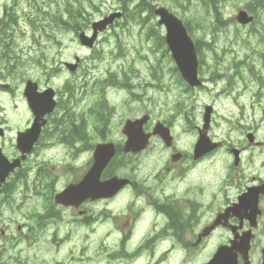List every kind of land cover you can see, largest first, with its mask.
<instances>
[{
    "label": "rangeland",
    "instance_id": "1",
    "mask_svg": "<svg viewBox=\"0 0 264 264\" xmlns=\"http://www.w3.org/2000/svg\"><path fill=\"white\" fill-rule=\"evenodd\" d=\"M162 5L184 19L194 40L199 41L198 76L204 84L200 89H190L171 60L162 40L163 28L154 16V10ZM239 8L257 16L250 27L231 22ZM119 9L123 18L98 36L95 50L79 45L80 31L89 34L92 22ZM23 10L31 16H23L18 22L24 38L18 43L22 56L16 71L22 79L10 75L6 83L12 80L19 85L31 79L48 86L45 82L50 78L52 86L59 88L71 81L74 91L67 104L71 112L64 117L56 113L50 118L36 152L0 197V264H204L227 236L225 231L191 254L170 239L146 242L145 250L142 237L153 225L160 227L163 223L149 208L133 238L122 240L134 229L119 219L127 212L129 218L136 215L132 205L136 194L131 189L109 203H86V217L70 208L51 207L49 196L81 177L90 162L89 150L101 142L89 127L87 142L72 151L59 143L64 137L54 123L61 119L68 128L71 123L66 117L72 115L74 119L75 115L80 119L83 110H91L96 101H102V115H117L111 120L114 131L109 138L119 140L121 121L139 118L146 112L150 117L146 128H153L157 122L169 127L176 149L191 158L204 107L211 105L208 136L221 141L223 148L245 146L240 165L233 167V157L228 152L216 160L208 158L188 171L187 161L181 173L187 183L178 186L177 196H193L206 204L211 192H216L217 199L211 206L216 208L246 186L264 184V0H33L31 5L24 0ZM50 16H56L54 21ZM58 16L70 19V30L58 28ZM75 16L78 18L71 19ZM75 57L80 58L79 68L69 73L61 62L73 63ZM1 71L4 75L5 67ZM82 83L86 84L83 93L79 89ZM119 84L128 88L122 91ZM16 106L14 111L0 92V121L9 126L7 139L0 141V146L10 155L13 149L8 138L14 140L32 122L26 102L20 100ZM247 133L262 145L247 146ZM168 154L154 139L146 152L129 156L123 164L118 161L110 171L118 176H133L142 183L163 169ZM227 178L233 182L231 187H223L227 190L223 196L218 190ZM190 184L194 187L186 195L184 189ZM136 204L143 205V197ZM262 204L264 207V197ZM44 212L49 217L41 219L39 214ZM204 213L200 212L199 217ZM211 216L208 210L205 219ZM203 224L201 220L200 226ZM259 232H264V218ZM170 248V254L162 255Z\"/></svg>",
    "mask_w": 264,
    "mask_h": 264
},
{
    "label": "flooded vegetation",
    "instance_id": "2",
    "mask_svg": "<svg viewBox=\"0 0 264 264\" xmlns=\"http://www.w3.org/2000/svg\"><path fill=\"white\" fill-rule=\"evenodd\" d=\"M25 2L31 5L33 0H25ZM23 3L24 0H0V92L1 97L4 100L12 103V109H14V111L17 108L16 102L20 103V100H24L23 92L26 86V82L28 80H31L26 79L19 83V85L15 84L12 80H10L9 84L6 83V81L9 80L7 77H9L10 75H14L19 80L22 79L21 74L17 73L16 71V63L22 56V48L19 47L18 43L24 38V32L20 29L18 22L20 19L23 18V16H25V18H27V16H31L30 12H25L23 10ZM165 7L168 8V6ZM242 9L247 11L246 8ZM55 17L56 16H50V21H54ZM57 18L61 21V25L58 26V28L63 27L67 30H70V19L68 17L62 18L61 16H58ZM122 18L123 15L120 16L119 19L114 20L111 26H113ZM230 20L231 22L235 23L234 16L231 17ZM244 27H250V25ZM31 33L32 38L34 39L36 37L35 31ZM63 63L64 62H61L62 66ZM3 67H5L6 69V71H4V75L1 74V69ZM32 81L37 84L38 91L43 90L45 87H50L55 91L58 106L56 105L57 109L55 107L54 111L47 117L48 123L50 118L56 113L61 114L64 117L66 114L71 112L70 108L67 106L70 96L74 91V89L70 86L71 81L64 82L61 88L57 86H52L53 84L50 78L47 79V81L45 82V84L48 86H43V84H40V82L37 80ZM119 86L120 90L122 91L128 88L125 86V84H119ZM79 89L82 91V93L85 92L86 84L82 83ZM96 98L97 95H95L94 99ZM92 107L93 109L91 110H83L81 114L83 116L80 119H77V117L74 115V121H79L83 125V129L88 130V128L90 127L92 132L98 134L99 140L101 141L99 142L100 145H111L114 148L115 157L111 162V167L115 166L120 160V164H123L122 161L126 162L127 158H131L129 156H134L146 152V149L149 148L150 143H152L154 139H157L159 144L169 152L168 162L163 167V169L152 176H148L142 183L136 181V178L133 176L125 177L127 178L126 180L129 181V184L126 185V188L131 189L132 192L136 194V197L132 204L133 207L136 209V215H131L129 218V213L127 212L119 218L120 222L124 221L127 226H134L132 232H129L127 236L122 237V240L124 242H127L133 238V233L135 229H137L138 223L150 212L149 208H151L152 212L155 213L156 217L159 216L162 219L163 223L160 227L153 225L150 230H147L146 235L142 237L141 242L144 245L145 250L146 242L156 243L170 239L181 244L187 254H191L193 252L195 253L199 250L200 247H202L205 243L212 239L213 236H219L221 233L219 230H224L225 232H227V236L223 238V241L219 244H228L231 241V234L229 230L221 226L218 228L216 227L220 219L222 222H224L226 218L228 223L234 226V241L236 243L240 241L241 235L249 230V225L251 224L250 217L247 218L248 211L247 209H245L240 216H235L233 215L232 211L226 212V209L235 206L238 203L239 198L243 196L244 191L248 187L256 186V184L246 186L244 190L234 193L233 198L231 200H228L224 206L216 208L211 207L213 202L217 199L216 192H211L210 202L203 204L201 202H198L197 198L193 196L185 198L182 196L181 198H179L176 194V189L180 184H183L184 182L187 183L186 178L181 175V173L185 171L182 169L185 162L189 161L190 163V165H186L188 167V171L191 168L196 167L198 163L203 162L208 158L212 157V159H218L223 152H228L230 155H232L233 149L239 150L240 156L244 153L245 146H241L240 148H238L237 146L223 148V144L221 141H217L215 138H210L212 141L220 143V145L214 148L208 155L204 156L200 160L193 161L192 157L189 158L187 154L176 149L175 138L174 136H172L171 132L172 142L168 143L167 146L162 136L159 133H155L154 136L150 137L149 144L147 147L145 146L143 151L138 153H125L124 145L128 142V137L126 134H124V129L127 125H129V123L141 121V130L139 131H141L145 136L146 134L155 131V128H146V112L141 117L136 119H123L119 125L121 139L116 140L113 138H109V135L112 134L114 131L113 126L111 124V120L114 121L117 115H114V117L105 116L104 114L102 115L101 109L102 107H104V103L102 101H96L92 105ZM54 125L55 128L58 129H62L64 127L63 124H59L56 122L54 123ZM0 126L3 128L4 131H7V129L9 128V126L2 121H0ZM45 128L43 129L41 136L43 135ZM76 131L77 128L72 126L69 127L66 132L70 133ZM64 132L65 131H62L60 133L63 134ZM13 142V139H8L9 146H12ZM256 142L258 141L255 138L253 143H249L247 141V146L251 148H259L260 146L255 145ZM176 154L180 155V158L174 157V159L172 160V156ZM239 165L240 159L238 165L233 167L237 168L239 167ZM220 175L221 172H219V177ZM252 180L254 181L255 179L253 178ZM231 182H233V180H230L229 178L223 180L218 192L222 193L223 196L226 195L227 190L223 187H231ZM192 187H194V185L192 184L186 186V188L184 189L186 191V195H188V191L192 189ZM168 190H172V192L166 193ZM263 195L259 197L258 201V207L260 210V214L256 218L258 226L254 229H251L250 227L249 232L246 233L250 237L248 251H233L229 253L228 255H226V259L230 260L231 262H228L227 264H264L263 256L261 254V250L264 245V232H259L261 220L264 218V207L262 204ZM209 196L210 195H208L206 199L209 198ZM141 197H143L144 199V204L137 205L136 202ZM102 202L109 203L111 201ZM208 210L210 211L212 216L205 219ZM198 212L205 213L201 217H199ZM81 215H84L86 217V212ZM240 218H242L241 227H238L240 225ZM201 220H204V224L202 226H200ZM235 226H237L238 228ZM199 239V243L194 246V244ZM171 252L172 248L166 250L162 255L167 256Z\"/></svg>",
    "mask_w": 264,
    "mask_h": 264
},
{
    "label": "water",
    "instance_id": "3",
    "mask_svg": "<svg viewBox=\"0 0 264 264\" xmlns=\"http://www.w3.org/2000/svg\"><path fill=\"white\" fill-rule=\"evenodd\" d=\"M155 14L159 17V24L164 25L166 29L165 41L172 53V57L178 65V68L183 76V78L190 84V86H198L200 83L196 79V68L197 61L193 48V44L187 37L185 30L179 20H177L172 15L168 14L164 9L160 8L155 11ZM120 14H111L106 20L93 24V35L91 38H87L83 34L79 36L80 43L87 47H92L93 42L96 38L97 31H102L106 28L108 24H111L114 18H118ZM251 19L247 17L244 12H240L237 17V21L241 24L249 22ZM78 62V59H76ZM77 65L66 64V67L70 71H74ZM25 96L29 107L34 115V121L31 129L27 130L25 133L21 134L17 138V149L21 153L29 152L32 145L37 141L40 134L41 127L44 126L45 120L44 116L52 112L55 107V101L53 100L54 92L51 89H47L43 93L36 92V85L30 82L27 83V89L25 91ZM211 112L210 108H206L205 114V124L203 129L199 132V140L194 148V160L202 157L203 155L209 153L218 144L212 143L206 135L208 129L209 114ZM148 117L146 116V121ZM141 121L135 123H129L124 129V133L128 135V143L124 149L125 152L132 151L136 152L143 149L147 143L149 134L146 136L142 135L141 131ZM137 126V127H136ZM159 133L162 138L166 141H170L168 137V130L163 128L161 125H157L154 131ZM247 139L250 143L253 142L252 135H247ZM114 150L112 146L99 145L96 147L94 153V165L89 173L87 179L83 180L77 186L69 187L64 193L59 194L56 197L57 203H68L69 200L86 199L91 197L94 199L96 193H100L103 197H108L113 195L123 184V181H118L112 179L108 182L102 184L99 187L95 184V177L98 176L103 168L108 163L109 159L113 156ZM234 154V165L238 164V151L232 150ZM174 157H180L176 155ZM173 157V159H174ZM13 165H9L4 158L0 155V182L3 181L5 174L12 171ZM247 196V195H246ZM254 205H256L254 203ZM248 242V240L246 241ZM224 248H221L218 253H222ZM264 252V250H263Z\"/></svg>",
    "mask_w": 264,
    "mask_h": 264
},
{
    "label": "bare ground",
    "instance_id": "4",
    "mask_svg": "<svg viewBox=\"0 0 264 264\" xmlns=\"http://www.w3.org/2000/svg\"><path fill=\"white\" fill-rule=\"evenodd\" d=\"M264 120V119H263ZM261 159V158H260ZM261 164H263L264 165V162H261ZM259 166V165H258ZM261 171V170H260Z\"/></svg>",
    "mask_w": 264,
    "mask_h": 264
}]
</instances>
